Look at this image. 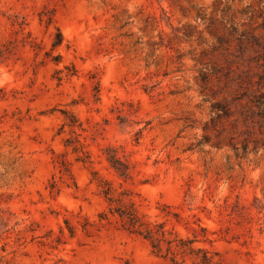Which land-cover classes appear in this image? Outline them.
I'll return each instance as SVG.
<instances>
[{
    "label": "rangeland",
    "instance_id": "rangeland-1",
    "mask_svg": "<svg viewBox=\"0 0 264 264\" xmlns=\"http://www.w3.org/2000/svg\"><path fill=\"white\" fill-rule=\"evenodd\" d=\"M102 180L264 264V0H0V264H167Z\"/></svg>",
    "mask_w": 264,
    "mask_h": 264
},
{
    "label": "trees",
    "instance_id": "trees-1",
    "mask_svg": "<svg viewBox=\"0 0 264 264\" xmlns=\"http://www.w3.org/2000/svg\"><path fill=\"white\" fill-rule=\"evenodd\" d=\"M58 30V38L53 42L56 49L63 44V35ZM60 61L57 60L56 63ZM107 160L111 167L124 180L132 178L130 165L123 161L116 153V149H107ZM103 195L107 201V210L99 215L100 224L111 223V218L121 224L122 228L132 234L141 236L151 247L152 253L163 259L167 264H226L220 255L207 248L200 247V243H213L207 228L198 224V228L184 223L182 218L175 214L165 215V221H152L142 214L131 194L123 189L118 192L113 184L100 181ZM105 222V223H104ZM168 222L172 224L168 227ZM177 225H183L192 232L191 236H182L177 230Z\"/></svg>",
    "mask_w": 264,
    "mask_h": 264
}]
</instances>
